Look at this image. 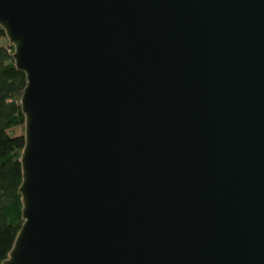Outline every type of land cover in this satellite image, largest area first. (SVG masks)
Here are the masks:
<instances>
[{
	"label": "water",
	"instance_id": "1",
	"mask_svg": "<svg viewBox=\"0 0 264 264\" xmlns=\"http://www.w3.org/2000/svg\"><path fill=\"white\" fill-rule=\"evenodd\" d=\"M0 26L27 76L2 264H264V0H0Z\"/></svg>",
	"mask_w": 264,
	"mask_h": 264
},
{
	"label": "trees",
	"instance_id": "2",
	"mask_svg": "<svg viewBox=\"0 0 264 264\" xmlns=\"http://www.w3.org/2000/svg\"><path fill=\"white\" fill-rule=\"evenodd\" d=\"M0 264L7 260L24 223L22 155L25 132L15 135L12 129L23 126L26 117L21 98L27 86L26 73L19 70L13 57L15 47L0 26Z\"/></svg>",
	"mask_w": 264,
	"mask_h": 264
},
{
	"label": "rangeland",
	"instance_id": "3",
	"mask_svg": "<svg viewBox=\"0 0 264 264\" xmlns=\"http://www.w3.org/2000/svg\"><path fill=\"white\" fill-rule=\"evenodd\" d=\"M0 44H6V40H1ZM11 132L15 135H20V134H23L25 130L23 126H19V127L12 129Z\"/></svg>",
	"mask_w": 264,
	"mask_h": 264
}]
</instances>
